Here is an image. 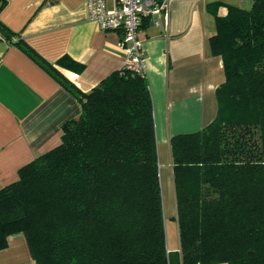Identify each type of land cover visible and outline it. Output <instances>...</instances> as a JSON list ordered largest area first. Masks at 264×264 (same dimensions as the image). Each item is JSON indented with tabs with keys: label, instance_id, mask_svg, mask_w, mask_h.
Instances as JSON below:
<instances>
[{
	"label": "trees",
	"instance_id": "obj_1",
	"mask_svg": "<svg viewBox=\"0 0 264 264\" xmlns=\"http://www.w3.org/2000/svg\"><path fill=\"white\" fill-rule=\"evenodd\" d=\"M208 44L225 74L217 115L169 140L178 250L147 79L124 67L86 92L61 77L81 112L0 188V249L22 233L35 264H264V0L215 15Z\"/></svg>",
	"mask_w": 264,
	"mask_h": 264
},
{
	"label": "crops",
	"instance_id": "obj_2",
	"mask_svg": "<svg viewBox=\"0 0 264 264\" xmlns=\"http://www.w3.org/2000/svg\"><path fill=\"white\" fill-rule=\"evenodd\" d=\"M250 2L171 0L163 30L150 20L138 30L153 105L167 250L179 249L170 137L215 119L216 89L225 74L208 37L215 32V15ZM0 24L10 32L5 38L0 31L1 188L17 179L22 165L56 146L61 124L80 114L61 77L89 91L123 66L125 52L121 32L101 30L89 18L86 0H6ZM0 264H35L22 233L7 237Z\"/></svg>",
	"mask_w": 264,
	"mask_h": 264
},
{
	"label": "built area",
	"instance_id": "obj_3",
	"mask_svg": "<svg viewBox=\"0 0 264 264\" xmlns=\"http://www.w3.org/2000/svg\"><path fill=\"white\" fill-rule=\"evenodd\" d=\"M171 0H86L88 16L101 30L120 31L125 52L123 66L144 73L145 58L138 30L150 20L164 29L168 25Z\"/></svg>",
	"mask_w": 264,
	"mask_h": 264
}]
</instances>
